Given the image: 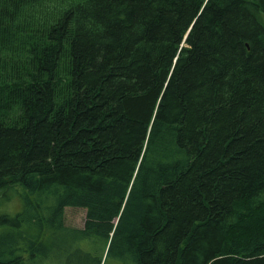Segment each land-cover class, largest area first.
Segmentation results:
<instances>
[{
	"label": "trees",
	"instance_id": "1",
	"mask_svg": "<svg viewBox=\"0 0 264 264\" xmlns=\"http://www.w3.org/2000/svg\"><path fill=\"white\" fill-rule=\"evenodd\" d=\"M0 264H264V0H0Z\"/></svg>",
	"mask_w": 264,
	"mask_h": 264
},
{
	"label": "rangeland",
	"instance_id": "2",
	"mask_svg": "<svg viewBox=\"0 0 264 264\" xmlns=\"http://www.w3.org/2000/svg\"><path fill=\"white\" fill-rule=\"evenodd\" d=\"M13 208V207H12ZM80 214L79 212L72 211V209H65V223L69 226H83L82 222L79 221Z\"/></svg>",
	"mask_w": 264,
	"mask_h": 264
}]
</instances>
